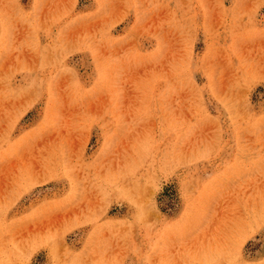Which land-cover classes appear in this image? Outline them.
<instances>
[{
    "label": "rangeland",
    "instance_id": "1",
    "mask_svg": "<svg viewBox=\"0 0 264 264\" xmlns=\"http://www.w3.org/2000/svg\"><path fill=\"white\" fill-rule=\"evenodd\" d=\"M0 264H264V0H0Z\"/></svg>",
    "mask_w": 264,
    "mask_h": 264
}]
</instances>
